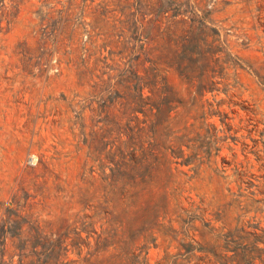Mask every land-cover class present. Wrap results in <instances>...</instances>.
<instances>
[{
  "label": "rangeland",
  "instance_id": "1",
  "mask_svg": "<svg viewBox=\"0 0 264 264\" xmlns=\"http://www.w3.org/2000/svg\"><path fill=\"white\" fill-rule=\"evenodd\" d=\"M0 264H264V0H0Z\"/></svg>",
  "mask_w": 264,
  "mask_h": 264
},
{
  "label": "trees",
  "instance_id": "2",
  "mask_svg": "<svg viewBox=\"0 0 264 264\" xmlns=\"http://www.w3.org/2000/svg\"><path fill=\"white\" fill-rule=\"evenodd\" d=\"M3 230L0 228V237L2 236ZM234 264H239L238 262L234 263Z\"/></svg>",
  "mask_w": 264,
  "mask_h": 264
}]
</instances>
